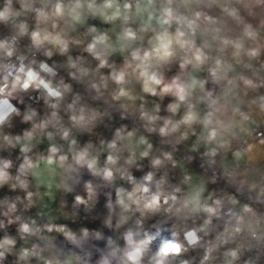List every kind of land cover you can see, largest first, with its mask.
<instances>
[{
    "label": "built area",
    "instance_id": "obj_1",
    "mask_svg": "<svg viewBox=\"0 0 264 264\" xmlns=\"http://www.w3.org/2000/svg\"><path fill=\"white\" fill-rule=\"evenodd\" d=\"M28 1L0 0V8L11 12ZM0 22V264H79L82 258L76 252L60 257L53 251V235L59 231L50 227L61 222L32 205L22 175L34 152L50 148L37 142L17 144L28 136H51L62 164L86 156L109 175L116 195L126 201L119 202L111 225L124 264H264V211L249 203L237 208L228 201L224 189L246 194L217 160L197 161L215 188L209 210L188 211L189 217L169 215L180 190L169 163L156 156L136 166V151L125 145L122 133L124 121H134L79 80L80 55L72 53L68 69L18 25L2 17ZM88 33L87 27L79 28L70 35V44L81 45ZM223 87V80L209 79L204 94L219 97ZM245 168L240 162L241 173ZM84 221L81 228L90 225ZM98 223L92 230L109 225L108 219ZM65 224L74 226L70 219Z\"/></svg>",
    "mask_w": 264,
    "mask_h": 264
},
{
    "label": "crops",
    "instance_id": "obj_2",
    "mask_svg": "<svg viewBox=\"0 0 264 264\" xmlns=\"http://www.w3.org/2000/svg\"><path fill=\"white\" fill-rule=\"evenodd\" d=\"M47 6L65 25L89 29L71 49V65L73 52L82 59L81 82L143 118L166 148L217 160L246 194L226 190L227 199L264 205V0H29L20 10ZM209 79L224 81L221 96L205 97ZM159 110L170 141L151 119Z\"/></svg>",
    "mask_w": 264,
    "mask_h": 264
},
{
    "label": "rangeland",
    "instance_id": "obj_3",
    "mask_svg": "<svg viewBox=\"0 0 264 264\" xmlns=\"http://www.w3.org/2000/svg\"><path fill=\"white\" fill-rule=\"evenodd\" d=\"M22 7L17 9V11L19 10L18 12L11 11L7 14L2 12L0 9L2 12L1 15H3V20L7 24L18 25L19 29L28 38H30L33 43L45 50L47 53L51 54L52 57L61 62L66 68L71 69V51L76 48V45L70 44L69 37L73 32H76L83 26H71L67 24L66 26L64 24L65 21L62 17L61 10L60 12H57L55 9H49V6L44 8L36 7V9L33 11L30 10L29 12L21 11ZM60 9L62 8L60 7ZM122 20H124V18ZM87 37L88 35L85 37V39ZM84 41L85 40L83 39V43ZM76 75L81 80L83 79L82 75L78 71ZM133 117L139 121H135V126L129 130L126 140L128 144L131 145V147L137 152V157L141 158L148 155V146L145 145L150 144L152 138H155L156 140L157 138L154 137L152 132L148 131L154 130L153 126H150V124L144 122L143 118L130 116L131 120H134ZM28 142H37L40 144L39 146L44 149H49L54 146L53 138L51 136H42L39 138L28 136L26 138L20 137L17 139V144L21 147L25 146ZM173 147L177 146L173 145ZM173 147L172 149L170 148L171 151L169 154L165 155V159L169 163L170 170L172 171L180 187V190L178 194L179 199L176 201L174 210L170 211L169 215L178 213L180 211H189L190 214L200 211H208L210 208V203L215 196V188L210 177L204 171V169L202 170L197 164L198 160L188 158L186 155L178 151V147L176 150ZM154 157L156 156H153L149 159ZM63 168L64 164H62V162L60 163L54 154L47 153L35 159L32 162L29 170L32 183L39 188L38 198L36 199L35 204L36 210L42 214H50L52 218H55L61 222L56 227H50V229H53V231H66V229L74 228L69 224H65L66 219L71 218L72 214L63 207L59 197L60 181ZM229 179L235 182V180L232 178L229 177ZM43 191H46V193L43 194ZM121 193H123V188ZM82 194L87 196L86 188L82 191ZM232 194L240 195L234 191ZM117 196L119 200H121L119 193H117ZM238 197L241 198V200L236 201L232 196L228 195V199L235 202L237 208H241L243 204L247 203L245 200H250L246 196ZM254 204L264 211V205H259L257 203ZM54 236L55 235H53V237ZM113 238L116 253L120 258L118 239L114 231Z\"/></svg>",
    "mask_w": 264,
    "mask_h": 264
},
{
    "label": "water",
    "instance_id": "obj_4",
    "mask_svg": "<svg viewBox=\"0 0 264 264\" xmlns=\"http://www.w3.org/2000/svg\"><path fill=\"white\" fill-rule=\"evenodd\" d=\"M92 184L91 199L79 200V193ZM63 207L72 214L105 215L109 225L103 229L57 233L52 239L58 256L80 253L79 264H124L118 257L112 235V223L119 208L115 186L103 170L97 169L86 156H77L65 165L61 175L60 194Z\"/></svg>",
    "mask_w": 264,
    "mask_h": 264
},
{
    "label": "trees",
    "instance_id": "obj_5",
    "mask_svg": "<svg viewBox=\"0 0 264 264\" xmlns=\"http://www.w3.org/2000/svg\"><path fill=\"white\" fill-rule=\"evenodd\" d=\"M26 4V3H25ZM24 4V5H25ZM22 7V6H21ZM1 9V11L2 12H4V13H8V12H6V11H4L2 8H0ZM19 9V8H18ZM17 10V9H16ZM0 11V16L3 18V15H1L2 14V12ZM15 11V10H14ZM88 28V27H87ZM76 74H77V72H76ZM163 115H165V114H163L162 113V110H159L157 113H154L152 116H151V119H154V124L156 125V123L157 124H159L162 128L161 129H163V131H162V133L160 134L163 138H165V139H167V140H169L170 141V137L168 136L169 135V131H168V128H169V123H168V120L166 121V119H164L163 120ZM166 116V115H165ZM152 125H154L152 122H150ZM134 122H132V121H129V120H125L124 121V125H123V128H122V133L124 134V137H126V134H127V132L131 129V128H133L134 127ZM55 142L53 141V145H55L54 144ZM145 146H148V155H146V156H144V157H141V158H139L138 159V161H137V163H136V166H143L144 164H146V161L149 159V158H151V157H153V156H161V157H164L165 158V155H168L169 154V152L171 151L169 148H166L167 146H165L163 143H161V142H158V140H156L155 138H152V140L150 141V144H147V145H145ZM57 150H58V148H57ZM47 153H52V154H54L55 153V147L53 146L52 147V150H51V148H50V150L49 151H38V152H34L33 153V156H32V158L31 159H29L30 160V162H29V165H28V168H27V170H26V172L22 175V180H23V182L25 183V185H26V187L28 188V190H30L32 193V196H31V198H32V205H34V203L36 204V199L38 198V190H39V188L38 187H36L33 183H32V181H31V178H30V175H29V170H30V167H31V164H32V162L35 160V159H37L39 156H41V155H44V154H47ZM58 158V157H57ZM58 160L60 161V163L62 162V160H60L59 158H58ZM87 187V188H86ZM86 187H84V189L86 188V191H87V196H86V198H89V196H90V194H92L91 193V186H86ZM225 191L224 192H226V189H224ZM83 191V190H82ZM79 200H81V198H79ZM84 201V200H83ZM186 212H188V211H185V212H178V213H175L174 215H176V216H180V217H189L190 216V214H186ZM105 217H107V216H105ZM75 229H78L77 228V226L74 228V230ZM216 246V245H215ZM216 251H217V246H216Z\"/></svg>",
    "mask_w": 264,
    "mask_h": 264
},
{
    "label": "flooded vegetation",
    "instance_id": "obj_6",
    "mask_svg": "<svg viewBox=\"0 0 264 264\" xmlns=\"http://www.w3.org/2000/svg\"><path fill=\"white\" fill-rule=\"evenodd\" d=\"M89 185L92 187V184H89ZM89 185H87V186H89ZM118 187H119V192H121L122 188L124 189V186H123V184L121 182H118ZM83 190H85V189H83ZM91 193H92V190H91ZM91 195L92 194H90L89 198H86V196H84L82 194V191H81L79 193V195H78V198H81V200L87 201V200H90L91 199ZM118 201L120 202L121 205L126 204V201L125 200H122V199L119 200V198H118ZM68 219H70L71 221H73V224H74L73 227H76L78 225V223L79 224L82 223V222L85 223L84 220H86V219L89 220V224L90 225H85L84 224V227L81 228V224H80V226L77 227L78 229H76L77 232H80V231H90L92 229H95L96 226L99 225L98 221H105V220L108 219V222H109V218L108 217H105V215H102V214H98L96 216H87V215H79V214L76 215V214H72V217L71 218H68ZM70 229H74V228H70ZM113 231L116 233L115 229H113L112 230V235H113ZM57 233H64V231H59ZM113 240H114V238H113Z\"/></svg>",
    "mask_w": 264,
    "mask_h": 264
}]
</instances>
